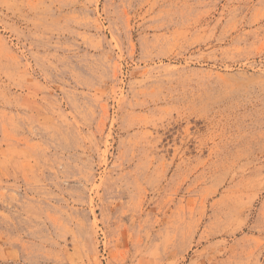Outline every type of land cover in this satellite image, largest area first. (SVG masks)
Masks as SVG:
<instances>
[{"label":"rangeland","instance_id":"1","mask_svg":"<svg viewBox=\"0 0 264 264\" xmlns=\"http://www.w3.org/2000/svg\"><path fill=\"white\" fill-rule=\"evenodd\" d=\"M0 264H264V0H0Z\"/></svg>","mask_w":264,"mask_h":264}]
</instances>
